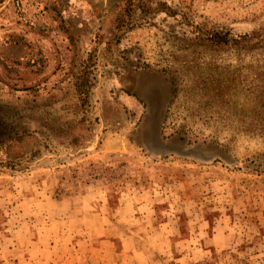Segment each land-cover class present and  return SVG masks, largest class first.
I'll use <instances>...</instances> for the list:
<instances>
[{"label": "rangeland", "instance_id": "obj_1", "mask_svg": "<svg viewBox=\"0 0 264 264\" xmlns=\"http://www.w3.org/2000/svg\"><path fill=\"white\" fill-rule=\"evenodd\" d=\"M257 28L264 0H0V264H264L263 54L214 42Z\"/></svg>", "mask_w": 264, "mask_h": 264}, {"label": "trees", "instance_id": "obj_2", "mask_svg": "<svg viewBox=\"0 0 264 264\" xmlns=\"http://www.w3.org/2000/svg\"><path fill=\"white\" fill-rule=\"evenodd\" d=\"M214 42L228 44L230 47L234 48L240 47L246 52H258L263 54V57L261 59L262 64L257 67L259 70L257 71V73H259L257 83L253 85V89L258 90V92L264 96V29H252L248 33H242L234 37H230L229 39H227L226 37H220L215 39ZM253 74L255 73L253 72ZM260 75L263 78H260ZM250 126H257L258 130L264 132V128L262 127V125L253 124Z\"/></svg>", "mask_w": 264, "mask_h": 264}, {"label": "flooded vegetation", "instance_id": "obj_3", "mask_svg": "<svg viewBox=\"0 0 264 264\" xmlns=\"http://www.w3.org/2000/svg\"><path fill=\"white\" fill-rule=\"evenodd\" d=\"M142 85V84H141ZM141 87V86H140ZM144 87H141V91L143 90ZM143 93H141L142 95ZM154 95L150 94L149 96L145 97L143 99L144 103H145V107H146V115L143 118V123H144V127L145 129H147V127L149 126V132L152 131L154 139H155V129H154V122L156 120V110L158 107V103L157 101L154 99ZM147 126V127H146ZM145 134V131H144ZM145 145L149 146V147H153V141L152 140H146ZM155 148V147H154Z\"/></svg>", "mask_w": 264, "mask_h": 264}, {"label": "water", "instance_id": "obj_4", "mask_svg": "<svg viewBox=\"0 0 264 264\" xmlns=\"http://www.w3.org/2000/svg\"><path fill=\"white\" fill-rule=\"evenodd\" d=\"M153 144H154V146H158V144H157V143H154V142H153Z\"/></svg>", "mask_w": 264, "mask_h": 264}]
</instances>
